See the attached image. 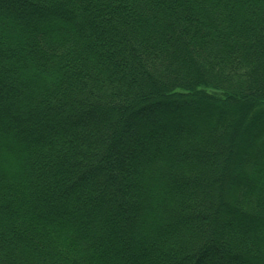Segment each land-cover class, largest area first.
<instances>
[{"label":"trees","instance_id":"trees-1","mask_svg":"<svg viewBox=\"0 0 264 264\" xmlns=\"http://www.w3.org/2000/svg\"><path fill=\"white\" fill-rule=\"evenodd\" d=\"M0 264H264V0H0Z\"/></svg>","mask_w":264,"mask_h":264},{"label":"rangeland","instance_id":"rangeland-1","mask_svg":"<svg viewBox=\"0 0 264 264\" xmlns=\"http://www.w3.org/2000/svg\"><path fill=\"white\" fill-rule=\"evenodd\" d=\"M257 126H259V124H257ZM255 128H257V127H255Z\"/></svg>","mask_w":264,"mask_h":264}]
</instances>
